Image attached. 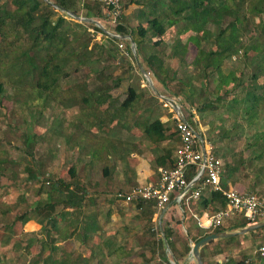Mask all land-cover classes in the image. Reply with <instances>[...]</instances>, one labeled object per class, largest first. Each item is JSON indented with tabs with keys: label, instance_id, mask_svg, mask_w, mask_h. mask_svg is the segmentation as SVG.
Listing matches in <instances>:
<instances>
[{
	"label": "trees",
	"instance_id": "obj_1",
	"mask_svg": "<svg viewBox=\"0 0 264 264\" xmlns=\"http://www.w3.org/2000/svg\"><path fill=\"white\" fill-rule=\"evenodd\" d=\"M73 2L0 0V96L4 93L3 75L11 69H20L22 77H35V87L44 93L36 121L42 118V111L52 108L47 102L62 109L76 105L85 110L87 117L79 121L85 122L89 129H96L94 138H99L108 135L106 129L110 122L127 112L130 91L135 87L130 81L134 73L138 75V69L128 40H122L128 52L125 55L118 49L117 39L108 37L92 23L73 20L54 8H64L79 16ZM99 3H95L97 14L108 17ZM134 3L152 9L142 12L132 25L112 23L113 34L132 37L136 56L159 94L181 105L195 130L198 124L194 117H199L200 124L206 128L204 138L216 157L225 159L229 151L245 140L260 158L264 153V0H137ZM92 32L106 40H97ZM123 86V99L112 96L113 89ZM142 96L140 91L136 92L132 108L142 102ZM154 99L143 102L147 104L143 105L135 128L153 145L170 144L178 139V134L174 124L170 127L159 119L151 120ZM174 150L167 147L164 151L169 167L175 164ZM0 154L3 156L0 182L9 183L2 186L1 196L9 191L16 195L13 205L1 202L0 206L4 207L0 214L6 216L22 203L26 205L24 212L2 225V244L12 243L15 247L23 244L21 250L32 258L29 264H106L104 259L108 264H161L154 255L163 247V238L154 241V233L146 232L153 240L147 243L152 252L150 259L144 252L132 258L129 252L116 254L113 236L103 240L105 252L93 246L98 239L94 236L99 230L98 221L96 216L82 213L86 189L77 182L73 165L66 170L68 181L52 180L50 174L44 176L40 158H31L34 165L27 161L19 174L5 166L16 163L6 150H0ZM28 188L36 195V201L29 204L25 194ZM214 194L223 197L219 192ZM223 201L225 206L224 197ZM148 205L151 223L156 209L151 203ZM241 217V223L229 231L247 226ZM36 218L41 224L40 230L23 233L22 227ZM161 233L175 262L189 255L190 241L196 243L202 238L192 239L188 233L185 237L173 236L171 242L166 230L162 229ZM37 235L42 239H37ZM70 245L73 250L68 251ZM160 257L167 261L165 256ZM6 261L0 257V264H7Z\"/></svg>",
	"mask_w": 264,
	"mask_h": 264
},
{
	"label": "crops",
	"instance_id": "obj_2",
	"mask_svg": "<svg viewBox=\"0 0 264 264\" xmlns=\"http://www.w3.org/2000/svg\"><path fill=\"white\" fill-rule=\"evenodd\" d=\"M121 1L123 4V16L120 22L127 24L136 23L142 12H149L152 9L143 8L146 6H138L137 3H134L137 0ZM97 2H100L99 4L101 5V0H74L73 7L77 8L80 17L100 23L107 33L113 34L112 22H110L108 17L105 18L101 14H97V7L95 6ZM95 38L97 40L103 39L99 33H96ZM124 45L126 46L125 43ZM159 89L163 92L165 91L160 85ZM116 90L118 89H113L112 92ZM139 91L143 94L142 102L137 107L132 108L135 94ZM156 91L158 92V90ZM154 97L156 103L151 106V120L159 119L170 127L173 125L171 109L163 106L160 98L154 93L148 82L141 85L138 83L130 91V97L127 101L130 106L127 112L119 119L113 120L110 124L108 123L109 125L106 129L108 135H103V138H106L108 142H112L113 146H110L108 153L104 155L98 151L99 145L96 147L92 144L95 139L94 134L98 133L96 129H89L85 122L79 121V119L87 118L84 113L85 110L77 107L75 110L70 108L66 112L67 121L64 128L66 131L62 130L66 136L65 156L64 161L62 159L61 163L62 166L66 164L67 168L71 165L76 168L77 182L86 189L83 203L85 206L82 209V213L84 216H96L99 230L94 234L95 238L98 239L93 242V246H96L102 252L107 250L102 248L103 240L113 236L115 237L113 249L116 254L118 252H129L132 258V256L134 257L136 254L144 252L146 258L150 259L152 252L147 247V243L153 242V240L149 238V234L146 232L154 233V241H157L159 237H162L161 230H166L172 242L174 240L173 236L185 237L188 233L192 239H199L201 236L204 238L217 232H234L229 231L231 227L241 223V215L234 214L226 219L221 227L212 228L207 226V222L214 214L224 208V201L223 197L215 196V191L204 186L201 182L196 184L189 183L180 203L176 202L175 198L172 197L163 212L156 210L152 216L151 223H149L148 219V203L141 205L137 202L126 204L115 198L117 191H127L135 186L155 182L158 179L159 170L169 167V162L164 156V151L167 147L175 149L172 152V160L175 162V151L179 145V138L170 144L162 142L156 146L144 140L141 130L135 128V123L143 110V105H146L148 100ZM163 97L168 98L166 96ZM168 99L179 105L173 99ZM161 109H166L168 116H165L163 111L160 112ZM69 112H72V114L78 112V116L72 117ZM195 121L198 124L196 131L200 132L204 137L206 128L200 124L198 116ZM90 140L92 141L90 142ZM251 141L252 138L249 139V142ZM83 143L85 146H82ZM258 151L261 153L262 150ZM217 158L223 163L220 178V185L223 191L235 190L240 194H252L264 200V153L258 158L257 150L251 147V143L244 140L232 152L229 151L225 159ZM69 159H72V162ZM93 159H98L103 163V167L99 170L101 177H99L98 181L93 180V174L89 169ZM79 172L82 174L80 175ZM192 172H195L194 168L187 171L188 180H190L188 176ZM196 190L199 191V196L194 198L193 192ZM259 222H264V220ZM157 223L160 225L158 228L159 234L153 230ZM25 225L33 227V229L37 227V223L33 220ZM230 238L233 239L227 240ZM193 244L195 243L190 241V246ZM263 244L264 227L252 231V233L215 240L207 244L208 247L206 249L202 247L199 250V255L203 264H237L241 261L243 264H264V262L257 260L254 255L255 250ZM46 249L44 252L47 251ZM164 252L166 253V247L163 242V247L156 250L154 258L158 259V254L161 253L163 255ZM104 261L108 264V260L104 259ZM177 263L193 264L194 262L188 255Z\"/></svg>",
	"mask_w": 264,
	"mask_h": 264
},
{
	"label": "rangeland",
	"instance_id": "obj_3",
	"mask_svg": "<svg viewBox=\"0 0 264 264\" xmlns=\"http://www.w3.org/2000/svg\"><path fill=\"white\" fill-rule=\"evenodd\" d=\"M101 41L103 42L104 38L101 39ZM19 70L20 69H11L8 71V73L3 75L5 77L3 79L4 93L2 96H0V150L2 152L6 150V154H8V156L16 162L15 164H8L5 166L10 167L12 170L19 172L20 174L23 170V164L28 161L29 164L34 165V159L31 160V158L34 157L35 160L40 158L43 160L42 168L44 171V176L50 174L52 180L63 177V180L68 181V176L65 172L67 165L65 164L62 166L61 163L62 159L64 161V148L66 145V136L62 130H64L67 121V110L70 108L75 110L78 106L68 105L67 109H62L60 107L57 108V106H52L53 103L51 101L47 102V105L49 104V106L52 108L42 111L40 114L42 118L36 121L38 105L44 102V93L40 92L35 87V77H22ZM134 76L135 77L132 78L130 83L134 86H136L138 83L141 85L142 77L139 75V72L138 75L134 73ZM124 88L125 86L112 92V96L123 99ZM161 111L164 112L165 116H168L166 109H161L160 112ZM69 113L72 115V117L78 116V112L73 113L75 114L74 116L72 112ZM196 118L197 116L195 115L194 119L196 120ZM63 121L64 125H61ZM64 131H66V129ZM87 140L89 141V139ZM93 144L96 147L99 145L98 151L102 153V155L108 153L110 146H113L112 142H108V140L103 138V136L95 138L93 140ZM26 152H30V154ZM22 157L24 160L21 159ZM1 158H3L2 154H0V159ZM69 161L72 162V159H69ZM90 166L91 168L89 169L93 174V180L98 181L99 177H101L99 170L101 167H103V163L98 159H93V162L90 164ZM79 174L81 175L82 173L79 172ZM20 180L21 179H19L17 182L19 185L21 184ZM2 181L4 182V180ZM8 184L9 183L7 182H0V205L2 201H5L7 205H13V203L16 201V195L11 191L4 194V197L1 196L3 192L2 186H8ZM25 194L28 201L27 204L36 201V195L34 194L33 189H26ZM2 207H4V205L0 206V209ZM25 209L26 205L22 203L19 207L13 210L12 213H9L6 216H2V214H0V257H4L5 260H7V264H29L32 259L26 256L25 252L21 250L23 244H20L16 247L12 245V243H10L8 246H4L2 244V238L4 236L2 225L6 224L7 222L10 223L15 215H20L25 211ZM33 221L37 223V227H34L33 229V227L24 225L22 227L23 233H36L40 230L41 224H39V219L36 218ZM159 226L160 225L157 223V229ZM36 238L41 239V237L38 235ZM22 239H24V237H22ZM37 250L38 248L36 251ZM67 250H73V245L67 247ZM158 256V259L155 258L158 263L161 262V264H169L171 256L167 251L166 253L164 252L163 255H161V253L158 254ZM160 256H165L167 261H164ZM193 264H195V262Z\"/></svg>",
	"mask_w": 264,
	"mask_h": 264
},
{
	"label": "built area",
	"instance_id": "obj_4",
	"mask_svg": "<svg viewBox=\"0 0 264 264\" xmlns=\"http://www.w3.org/2000/svg\"><path fill=\"white\" fill-rule=\"evenodd\" d=\"M122 7L121 0H101V8L113 24L120 23ZM93 34L96 35V33ZM105 34L108 37L117 39V47L120 52L128 55L126 46L120 36L110 33ZM130 53L133 56L131 50ZM141 82L144 83L146 80L142 78ZM160 101L165 108L171 109V118L179 138V145L175 151V164L173 167L161 168L155 182L135 186L127 191H117L115 198L126 204L133 202L151 203L158 212H163L172 197L180 203L189 183L201 182L213 191L221 193L225 199L224 208L214 214L207 222V226L212 228L221 227L223 222L234 214L242 215L247 225H253L264 220V200L252 194H240L235 190L223 191L220 185L223 163L215 156L211 144L187 121L179 105L176 104L178 107L173 109L163 99L160 98ZM192 168L195 169V172L188 180L186 174ZM198 196L199 191H194L193 197L197 198ZM153 230L159 234L156 226ZM165 243L167 245L166 240ZM166 251L168 252V249ZM169 255L171 256V254ZM254 255L257 260L264 262V244L255 250ZM169 264H175L172 256Z\"/></svg>",
	"mask_w": 264,
	"mask_h": 264
},
{
	"label": "water",
	"instance_id": "obj_5",
	"mask_svg": "<svg viewBox=\"0 0 264 264\" xmlns=\"http://www.w3.org/2000/svg\"><path fill=\"white\" fill-rule=\"evenodd\" d=\"M45 2H48V0H44ZM50 3V2H49ZM52 5V4H51ZM54 6V5H53ZM54 8L57 10V11H60V12H63L64 14H66L67 16H69L70 18H72L73 20H76V21H79V22H86V23H92L94 24L95 26H97L102 32L104 33H107L106 30L103 28V26L100 25V23L96 22V21H93V20H90V19H85V18H82L80 16H75L74 14H72L70 11L64 9V8H60V7H57V6H54ZM122 39H126L129 41V47H130V50L132 51L133 53V57H134V61H135V64L137 66V69H138V72L140 74V76L146 80V82H148L149 86L151 87V89L154 91V93L161 99H163L165 102L169 103L173 109H176L178 106L172 102L170 99L168 98H165L163 96H161L160 94H158V92L155 90L154 86H153V83H152V80L149 76V74L143 69V67L141 66L137 56H136V46H135V43L132 39V37L130 35L126 36V37H121ZM264 227V222H258L256 224H253V225H247L245 226L244 228H241L237 231H234V232H229V233H225V232H217L215 234H211L209 236H206L204 238H202L201 240H199L198 242H196L195 244L191 245V250H190V253H189V256L190 258L195 262V264H203L202 261H201V258H200V255H199V250L204 247L205 245L215 241V240H218V239H222V238H229V237H235V236H238V235H243V234H246V233H249V232H252V231H255L257 229H260V228H263ZM163 237V235H162ZM163 241H164V244H165V247L166 249H168V252L169 254L170 253V250L168 248V246L166 245L165 243V238L163 237ZM175 264H178L177 262H175Z\"/></svg>",
	"mask_w": 264,
	"mask_h": 264
}]
</instances>
